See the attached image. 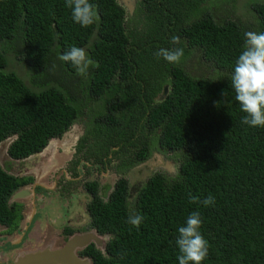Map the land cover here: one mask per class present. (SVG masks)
Returning <instances> with one entry per match:
<instances>
[{"label":"trees","instance_id":"trees-1","mask_svg":"<svg viewBox=\"0 0 264 264\" xmlns=\"http://www.w3.org/2000/svg\"><path fill=\"white\" fill-rule=\"evenodd\" d=\"M91 2L100 20L85 28L65 0H0V141L16 135L11 150L33 152L91 113L83 140L94 161L121 174L156 155L177 165L96 197L93 227L110 239L104 253L90 247L95 264H179L178 228L194 210L210 245L202 264H264V127L241 124L231 87L244 33L264 32V0H137L133 14ZM73 45L99 64L88 76L58 59ZM173 47L184 49L179 64L155 56ZM9 180L0 167L1 211ZM209 195L214 205L190 203ZM130 214L144 217L139 228Z\"/></svg>","mask_w":264,"mask_h":264},{"label":"flooded vegetation","instance_id":"flooded-vegetation-1","mask_svg":"<svg viewBox=\"0 0 264 264\" xmlns=\"http://www.w3.org/2000/svg\"><path fill=\"white\" fill-rule=\"evenodd\" d=\"M91 119V113L83 114L61 137L48 140L33 152L11 150L14 140L7 153L1 156L0 167L15 186L6 199L7 209H0V264H52L53 261L61 264V255L56 254L74 237L91 232L110 237L93 227L95 199L101 197L104 202L110 201L119 179L123 176L128 179L130 171L121 174L115 170V162L104 164L91 158L89 144L92 140H83ZM77 125L82 129L78 140H70V137L56 140L72 133ZM50 146L61 159L67 156L69 159L41 176L37 173L41 155ZM161 160L168 161L164 157ZM95 185L96 192H93L90 188ZM91 246L101 250L91 242L77 250L78 257L94 262L89 255ZM53 249L55 258L52 261ZM42 255H49V258Z\"/></svg>","mask_w":264,"mask_h":264},{"label":"clouds","instance_id":"clouds-1","mask_svg":"<svg viewBox=\"0 0 264 264\" xmlns=\"http://www.w3.org/2000/svg\"><path fill=\"white\" fill-rule=\"evenodd\" d=\"M65 6L70 9L72 19L82 27H89L100 20L97 7L91 0H65ZM242 51L236 59L231 75V87L234 90V99L239 103L244 115L241 124L250 127H264V32L246 31L244 33ZM180 37L173 35L171 43L179 44ZM155 56L163 58L171 64H179L184 57L182 47L160 48ZM62 62H70L77 75L88 76L90 69L98 68L89 53L78 46H71L58 56ZM57 65L53 63V71ZM224 95V93H223ZM190 203L199 202L208 207L215 204L211 195L200 200L190 196ZM144 217L139 214H130L127 223L139 228ZM203 224L201 213L192 211L186 218L184 225L178 228L176 245L179 250L177 257L179 264H202L209 254V241L200 231Z\"/></svg>","mask_w":264,"mask_h":264},{"label":"water","instance_id":"water-1","mask_svg":"<svg viewBox=\"0 0 264 264\" xmlns=\"http://www.w3.org/2000/svg\"><path fill=\"white\" fill-rule=\"evenodd\" d=\"M118 1H119V3L125 5L127 12H129L130 14H133L135 7H136V4H137V0H118ZM169 89L170 88L168 86H165L162 93L157 98V100L158 101L165 100L167 97V94L169 92ZM80 132L82 133L81 130H80ZM68 137L71 138L70 140H78L79 139L78 134L68 133V134H65L63 139H56V140H68ZM16 138H17V136L8 137L7 139H5V141L0 143V164L3 163V161L1 160V156L3 157L5 155V153H7L9 146L11 145V143L14 140H16ZM56 157H59V158H56ZM61 158L62 157L59 155L55 156L54 148L52 146H50L41 155L42 161H41L40 165L38 166L37 173L41 176H43V173H49L50 170H54L56 167H58L62 163V161L64 163L67 159H69V156H67L66 158H63V159H61ZM164 169L169 171L172 174H175L177 172V165L174 162H168V163H166V166L164 167ZM109 238L110 237L107 235L104 237H101L98 235L97 232H91V233H88V234H85L82 236H77V237H74L73 239H71L69 244H67L68 246L66 248H64L61 252H58L56 255L57 256L61 255V262H60L61 264H65V263H67V264H94V262L88 258H85V259L79 258L78 255L76 254L77 250L84 248V246H86L87 244H89L91 242H94V243H96L97 247L100 248L104 253L106 250L105 242L108 241ZM41 257L48 259L49 255H42ZM54 258H55V252L53 249L52 261ZM57 263H59V262L57 261ZM52 264H54V261Z\"/></svg>","mask_w":264,"mask_h":264},{"label":"rangeland","instance_id":"rangeland-1","mask_svg":"<svg viewBox=\"0 0 264 264\" xmlns=\"http://www.w3.org/2000/svg\"><path fill=\"white\" fill-rule=\"evenodd\" d=\"M239 2H240V4H242L244 2V0H239ZM242 10H240V12ZM192 71L195 73V72H197V69L193 68ZM18 72L22 76H24V71L22 69H19ZM89 123H91V122L89 121ZM79 129L82 131L81 126H79V125L75 126L72 133L78 134L79 137H80V134H82V133L80 132ZM56 153L57 152L55 151V155H56ZM163 165H165V162H163V160H161V157L159 155H156L150 161L144 163L143 165L133 168L129 172L128 179L130 180V182L132 183L133 186H135V185H137L139 183H143L144 181H146L148 176L150 174H152V172L157 171L158 168H160Z\"/></svg>","mask_w":264,"mask_h":264}]
</instances>
